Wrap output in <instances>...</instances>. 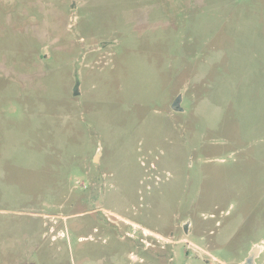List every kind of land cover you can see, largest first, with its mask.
Masks as SVG:
<instances>
[{"label":"rangeland","instance_id":"obj_1","mask_svg":"<svg viewBox=\"0 0 264 264\" xmlns=\"http://www.w3.org/2000/svg\"><path fill=\"white\" fill-rule=\"evenodd\" d=\"M254 248L264 0H0V264Z\"/></svg>","mask_w":264,"mask_h":264},{"label":"water","instance_id":"obj_2","mask_svg":"<svg viewBox=\"0 0 264 264\" xmlns=\"http://www.w3.org/2000/svg\"><path fill=\"white\" fill-rule=\"evenodd\" d=\"M180 96L178 97V99L174 102V104L172 105V109L174 111H179V104L178 101H180ZM256 249H252L251 252L249 253L248 257L245 258V260L243 261L242 264H254V260L256 257V253H255Z\"/></svg>","mask_w":264,"mask_h":264}]
</instances>
